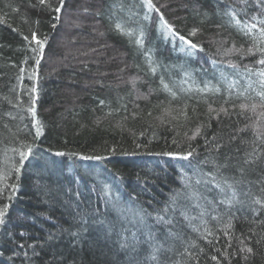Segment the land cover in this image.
<instances>
[{"label":"trees","instance_id":"obj_1","mask_svg":"<svg viewBox=\"0 0 264 264\" xmlns=\"http://www.w3.org/2000/svg\"><path fill=\"white\" fill-rule=\"evenodd\" d=\"M153 3L0 0V264H264V0Z\"/></svg>","mask_w":264,"mask_h":264},{"label":"snow or ice","instance_id":"obj_2","mask_svg":"<svg viewBox=\"0 0 264 264\" xmlns=\"http://www.w3.org/2000/svg\"><path fill=\"white\" fill-rule=\"evenodd\" d=\"M39 3L40 4H45L46 3V0H39ZM144 4L147 6V8L151 11V10H155L156 12H159V8L156 7V5L153 3V0H144ZM63 7V0H60V7H57L55 9V11L57 13H59L61 11V8ZM234 15V14H233ZM160 18H161V22H162V27H164L165 29H167L168 31H172L173 28H172V25L169 24L167 22V20H165L163 18V13L160 14ZM55 19L57 21H59V16H56ZM239 23V22H238ZM53 27H55V25H53ZM257 25L256 24H251V25H245V28H247L249 31H251L252 29L256 28ZM116 28L119 29L120 31H124V29L122 28L121 24L117 23L116 24ZM128 35H131V32H128L126 33ZM192 35H195L196 34V30H193V32L191 33ZM178 35V34H177ZM259 36H260V42L261 43H264V27H261L259 29ZM25 40L28 39V37H24ZM46 37L44 40H41L37 37L36 33H33L32 34V40L35 41V44H36V47H33L32 48V52L33 53H36L38 58L35 59V64L38 66L39 63H40V58L43 57V54H44V48H45V44H46ZM181 40H184L185 38L184 37H180ZM137 43H142V40L141 41H137ZM186 43L192 48V49H196L198 48L199 46L197 44H194L191 40H188L186 41ZM231 51V50H229ZM257 52H259L261 54V59H259L257 61V63H259L260 65H264V47H259L256 49ZM252 52V49H249V53ZM152 71L154 72L155 69H152ZM260 77H261V84L262 86H264V69H262L259 73ZM35 78V76L33 77ZM166 87V86H165ZM33 92L36 91L35 88L32 89ZM258 95L264 99V91H261L258 93ZM34 103V101H33ZM240 107L242 109L244 108H247L248 105L246 104H241ZM252 108L255 109L256 108V105H252ZM29 111L32 113L33 117H35V108L32 107L29 109ZM221 111H226V109H221ZM35 124V135L38 137L42 134V131H43V127L42 125L39 123V121H35L34 122ZM197 131H199V129H197ZM26 147V151H22V150H15V151H18V154H19V157H20V161H21V167L23 165V161L27 160L29 158V156L32 154V146L31 145H25ZM57 155H64L63 153H57ZM164 155H175L173 153H165ZM191 153H187V155L184 157V158H187V156H190ZM94 159H100V157H93ZM247 162V161H246ZM15 167V170L16 172H19L20 171V167ZM5 177L3 176H0V179H4ZM215 182V181H213ZM216 183V187L217 188H221V184L219 182H215ZM224 183L227 185L228 188L232 189V185L231 184H228V182L225 180ZM11 187L13 189L16 188V185H11ZM233 199H235V190L233 189ZM230 202V201H228ZM256 203H264V201H261L260 199H257L255 201ZM6 207V206H5ZM4 215H5V208H2L0 207V224L4 223ZM158 219L160 220H163V217H158ZM229 227H231V225H229ZM246 251L248 252H252V249L251 248H247ZM213 259L215 260L216 257H213Z\"/></svg>","mask_w":264,"mask_h":264},{"label":"rangeland","instance_id":"obj_3","mask_svg":"<svg viewBox=\"0 0 264 264\" xmlns=\"http://www.w3.org/2000/svg\"><path fill=\"white\" fill-rule=\"evenodd\" d=\"M168 35H163L162 37L165 39ZM175 55L177 56V58L179 60H183V61H189V55L190 53L187 52L186 49H183L182 47H180L179 49H177ZM182 64H185L189 69V62H180ZM149 65H151V63H149ZM193 67L190 66V70H187V74L185 75V77L180 80V82H182V88L178 91V93H186V94H192L195 97H199L200 95H205L207 94L211 87V83L213 84V76H212V72L209 71L208 74H205L204 77H199L198 79L195 78V74L194 71L192 70ZM211 72V73H210ZM227 73L220 71L219 72V77L218 82H216V86L213 87L214 91L220 92V93H225L227 94L229 92L226 84L224 83L227 78H226ZM223 76V79H222ZM225 76V77H224ZM225 78V79H224Z\"/></svg>","mask_w":264,"mask_h":264}]
</instances>
